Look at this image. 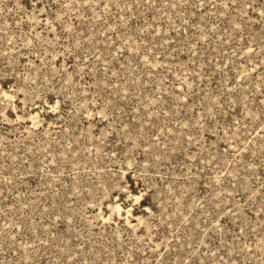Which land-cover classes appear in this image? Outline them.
Instances as JSON below:
<instances>
[{
	"label": "rangeland",
	"instance_id": "374dc122",
	"mask_svg": "<svg viewBox=\"0 0 264 264\" xmlns=\"http://www.w3.org/2000/svg\"><path fill=\"white\" fill-rule=\"evenodd\" d=\"M0 264H264V0H0Z\"/></svg>",
	"mask_w": 264,
	"mask_h": 264
}]
</instances>
